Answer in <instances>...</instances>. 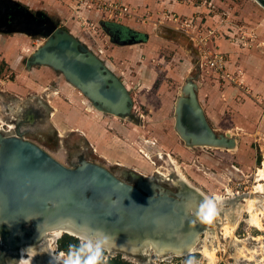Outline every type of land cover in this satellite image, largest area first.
<instances>
[{
    "label": "rangeland",
    "instance_id": "1",
    "mask_svg": "<svg viewBox=\"0 0 264 264\" xmlns=\"http://www.w3.org/2000/svg\"><path fill=\"white\" fill-rule=\"evenodd\" d=\"M169 1L172 10L158 1L147 12L112 0V9L86 0H59L52 9L20 1L58 20L100 57L126 85L132 107L125 116L98 109L60 71L28 64L45 38L0 32V130L34 142L70 168L83 160L97 163L145 194L157 185L179 200L193 186L218 207L209 233L199 232L196 251H166L164 258L152 248L134 256L105 251L103 264H185L190 256L196 264H264V211L261 226L248 221L246 207L228 234L222 223L227 213L236 217L237 203L247 206L244 197L251 193L264 204L256 190L264 184L258 176L264 168L263 0ZM127 18L151 26L135 31L123 22ZM220 56L222 70H215L209 61ZM188 82L195 84L209 127L231 145L195 144L182 135L177 105L189 96ZM36 228L30 220L20 236L33 237ZM65 234L54 241L56 252H68L61 247ZM206 243L215 248L214 261L203 251ZM18 262L13 250L0 260Z\"/></svg>",
    "mask_w": 264,
    "mask_h": 264
},
{
    "label": "water",
    "instance_id": "2",
    "mask_svg": "<svg viewBox=\"0 0 264 264\" xmlns=\"http://www.w3.org/2000/svg\"><path fill=\"white\" fill-rule=\"evenodd\" d=\"M0 5L16 7L10 19L0 8V32L46 39L29 57V65H48L60 71L98 109L128 115L132 97L126 85L100 57L60 27L58 20L44 12L32 11L18 0H0ZM102 25L114 37L108 24ZM113 41L120 43L117 39ZM185 90L189 96L181 97L177 105L182 135L195 144L231 145L232 140L217 136L209 127L195 84L188 82ZM156 186H150L145 194L106 167L86 160L70 168L34 142L18 135H5L0 130V243L3 244L0 260L20 245L23 225L30 220L36 223L37 232L69 224L83 233L87 230L88 234H103L111 242L107 251L124 256L144 255V247L151 249L152 243L179 249L182 240L173 230L178 232L180 217H187L192 221L186 242L199 236L202 230H192L200 223L195 222L198 218L191 215V208L198 202H206V198L194 188L186 187L179 200L169 190L157 191Z\"/></svg>",
    "mask_w": 264,
    "mask_h": 264
},
{
    "label": "bare ground",
    "instance_id": "3",
    "mask_svg": "<svg viewBox=\"0 0 264 264\" xmlns=\"http://www.w3.org/2000/svg\"><path fill=\"white\" fill-rule=\"evenodd\" d=\"M262 5H264V0L262 1ZM26 50H28V48ZM84 102L86 103V105H88L87 107L90 110L91 109L90 102H88L85 98H84ZM83 107H84V105H83ZM0 126H2V125L0 124ZM3 126H5V125H3ZM9 126L13 127L12 124L9 125ZM63 133H64V131L61 132L60 135L62 136ZM169 171L170 170H168V172ZM258 176H260L261 179H264V168L259 170ZM180 183H181V181H180ZM149 189H150V187H149ZM256 190L258 191V193L259 192L264 193V184L263 183H259L256 186ZM257 191H255V192L257 193ZM260 197H261V195H260ZM205 198H207L206 195H205ZM244 198L247 199L246 202L248 201L247 206L246 205L244 206V205H241V204L238 205V203H237L236 207H237L238 211H237L236 217L234 215L232 216V214L229 215L228 213L226 214V219L224 217L225 220L222 223H223V228H225V230H226V231H224L226 234H228V232L231 229L233 230L238 225L239 220L241 219V217L243 215L242 214V210L245 207H246V209H248V212H249L248 213L249 215L247 217L248 221L251 222V223H254V224H257V225L261 226V219H260L259 213H262L264 211V207H263L264 204H262L261 200L258 199L256 197V195H254L252 193L249 194V196L244 197ZM206 202H208L207 199H206ZM203 203H205L204 200L202 202L196 203L197 204L196 206L192 205L193 207L191 209H193V211H195L194 217H197L198 220H199L198 223H200L199 226H198V224H195L196 226L194 228H192V230H194L195 232H198V231L204 229L205 231H207V233H209L210 230L208 228V223L202 222L200 220V218H199L198 210H199L200 206ZM239 203H240V201H239ZM215 208L217 209L218 207L215 206ZM191 221H192L191 219H189L187 217L184 218V217L181 216L179 224L177 226L178 232L176 230H173V233L178 234L179 237H180V240H182V245H179L180 246L179 249L171 250V249H169V248H171V246L169 244L152 243L151 248L155 252L154 255H156V257H163L164 258L165 257V255H164L165 253L164 252L165 251H169V250L176 251L177 253H175V254H178V255H186V254H188L190 252L196 251L198 249V246H197L198 245L197 241H198V238H199L198 236L195 235L194 236L195 239H192L193 241L189 240L188 242H186L187 241L186 237L188 236V233H189V231L191 229ZM170 223L171 222H168V225ZM170 231L172 232V228H170ZM66 232L76 233L77 235L82 236L81 239L84 240V243L86 242V240L84 238V235H83L84 233L78 231L72 225L66 224V225H62V226H59V227L58 226H54V227H52V226L50 227L49 226L47 228H44L41 232H39V230H38V232L35 231L33 237H24L22 239L20 245H18L17 248H13V251H15L18 254V256H19V263L18 264H49L50 253H55L56 252L54 250V247H55L54 246V241L56 240L57 237L61 236L62 234L66 233ZM33 239L36 240L34 243H32ZM204 245H205V247H204L203 251L210 258V260L214 261V259H215V248H212L211 245H209L207 243L204 244ZM144 248H145L144 252H146L147 251V249H146L147 247H144ZM23 249H24V251H25V253L27 255V259H25L22 262L20 257L22 255V250Z\"/></svg>",
    "mask_w": 264,
    "mask_h": 264
},
{
    "label": "clouds",
    "instance_id": "4",
    "mask_svg": "<svg viewBox=\"0 0 264 264\" xmlns=\"http://www.w3.org/2000/svg\"><path fill=\"white\" fill-rule=\"evenodd\" d=\"M199 218L202 222L210 223L217 213L214 203L210 200L203 203L199 210ZM86 243L79 248L64 252L50 253L49 264H103L104 253L110 246V240L107 236L100 234H88L87 230H83ZM23 262L27 259V255L22 250L20 257ZM185 264H196L194 257L186 259Z\"/></svg>",
    "mask_w": 264,
    "mask_h": 264
},
{
    "label": "crops",
    "instance_id": "5",
    "mask_svg": "<svg viewBox=\"0 0 264 264\" xmlns=\"http://www.w3.org/2000/svg\"><path fill=\"white\" fill-rule=\"evenodd\" d=\"M21 2H24L26 4H30V3H33V2H36V3H33V4H38L40 5L41 7H48L50 9L52 8H57L59 6L58 2L59 0H19ZM69 1V0H68ZM110 1V0H108ZM112 1H121L127 5H132V6H137V7H140V11L141 12H147L151 9L152 10H156L160 4L162 6H165V7H168L169 9L172 10V3H169L170 1L169 0H112ZM158 1H160V4L158 3ZM74 2L71 1V4H73ZM35 9V8H34ZM145 19H149L151 20V18H145ZM128 27H130V29L132 30H137V31H141V29H138L137 26H146L147 28V31H148V28H150V23L151 22H148V23H145L146 21L144 20L142 23L140 22H136L134 21L133 19H128L127 18V21H123ZM150 30V29H149ZM23 43V42H22Z\"/></svg>",
    "mask_w": 264,
    "mask_h": 264
},
{
    "label": "built area",
    "instance_id": "6",
    "mask_svg": "<svg viewBox=\"0 0 264 264\" xmlns=\"http://www.w3.org/2000/svg\"><path fill=\"white\" fill-rule=\"evenodd\" d=\"M86 1H88V3H91V4L96 2L98 5H100L101 9L102 8L103 9H108V8L112 9L114 7L113 4L108 2V0H86ZM123 11H125V10H123ZM216 57H218V56L216 55ZM221 57L222 56H220V58H217V59L216 58L215 59H210V61H209L211 66L215 70H218V69L222 70V65L221 64L223 63V61L221 60ZM222 75L225 76L224 74H222Z\"/></svg>",
    "mask_w": 264,
    "mask_h": 264
},
{
    "label": "trees",
    "instance_id": "7",
    "mask_svg": "<svg viewBox=\"0 0 264 264\" xmlns=\"http://www.w3.org/2000/svg\"><path fill=\"white\" fill-rule=\"evenodd\" d=\"M81 246H82V244H80V241H79V239L77 237L69 235V234H65L64 235L63 243L61 245V247L63 249H66L67 251H70V250L79 248ZM119 264H125V263L120 261Z\"/></svg>",
    "mask_w": 264,
    "mask_h": 264
},
{
    "label": "flooded vegetation",
    "instance_id": "8",
    "mask_svg": "<svg viewBox=\"0 0 264 264\" xmlns=\"http://www.w3.org/2000/svg\"><path fill=\"white\" fill-rule=\"evenodd\" d=\"M0 8L4 11V15H7V17L10 19L12 14L15 12L16 7L13 6H8L6 8H4L2 5H0ZM34 12H38V11H34ZM2 24L1 20H0V25ZM14 126V125H13ZM61 252V251H60ZM63 252V251H62ZM124 256V255H122ZM19 263V262H18ZM17 263V264H18Z\"/></svg>",
    "mask_w": 264,
    "mask_h": 264
}]
</instances>
